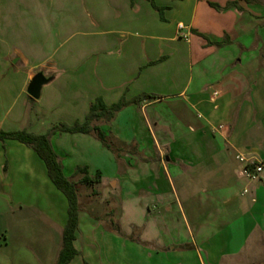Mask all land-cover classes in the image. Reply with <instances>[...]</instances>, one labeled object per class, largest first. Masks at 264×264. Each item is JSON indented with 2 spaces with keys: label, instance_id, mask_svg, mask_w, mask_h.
Returning a JSON list of instances; mask_svg holds the SVG:
<instances>
[{
  "label": "crops",
  "instance_id": "crops-1",
  "mask_svg": "<svg viewBox=\"0 0 264 264\" xmlns=\"http://www.w3.org/2000/svg\"><path fill=\"white\" fill-rule=\"evenodd\" d=\"M38 73L51 81L35 100ZM144 94L158 99L95 124L126 152L95 134L50 137L68 179L102 172L103 188L132 190L123 207L146 211L145 225L113 214L110 229L83 199L71 264H256L244 257L264 239V176L246 177L238 157L264 161V0H0V130L44 135L84 122L99 98ZM18 182L52 183L31 148L0 142V192ZM55 193L40 264L63 247L69 205Z\"/></svg>",
  "mask_w": 264,
  "mask_h": 264
},
{
  "label": "rangeland",
  "instance_id": "rangeland-1",
  "mask_svg": "<svg viewBox=\"0 0 264 264\" xmlns=\"http://www.w3.org/2000/svg\"><path fill=\"white\" fill-rule=\"evenodd\" d=\"M114 144L116 148H121L115 142ZM126 151L123 150L121 153ZM100 173L102 174V172ZM105 173H107L105 177L108 178L107 166ZM95 176V173L90 175L92 178ZM76 177L72 178L71 181L77 188L80 211L84 199L86 205L91 203L97 208L99 207L100 214L103 212L110 214L111 223H107L109 228L111 225L112 227L115 225V218L111 219V217H114L113 214H116V218L122 216V218H125V222L134 221L145 225L147 218H144V216L146 211L142 210L137 198L133 200L137 202L136 206H130V203L126 202L128 206L123 207L119 200L121 197L122 201H127L122 197L131 195L132 190L124 193L117 191L114 194V188L111 184L108 188H103L100 183L90 187L81 183ZM79 177L82 178L83 176L79 175ZM50 184V187L42 185L39 190H33L29 186H27L29 188H25L26 186L22 182H18L13 189L0 192V264H40L39 254L42 248V233L47 234L50 232L41 218H54L55 216L58 218V213L60 216L61 211L59 209L61 207L59 201L55 200V198L57 199L55 192L65 199L63 193L57 190L52 183ZM107 189L111 199H108ZM119 194H122V196L117 197ZM114 195L122 207L120 205H118L119 207L115 206ZM112 227L110 229H113ZM248 257H251L256 264H264V239L254 245L250 251V256L244 258L247 259Z\"/></svg>",
  "mask_w": 264,
  "mask_h": 264
},
{
  "label": "trees",
  "instance_id": "trees-1",
  "mask_svg": "<svg viewBox=\"0 0 264 264\" xmlns=\"http://www.w3.org/2000/svg\"><path fill=\"white\" fill-rule=\"evenodd\" d=\"M149 1L154 3V0ZM213 6L217 9H221L217 5ZM228 6H232V4ZM156 99H158V97L155 95L144 94L131 101L123 99L117 104L107 106L104 101L99 98L92 104L84 122H77L73 125L60 123L51 128L44 135H37L27 130L13 132L0 130V142L5 143L7 140L17 141L31 148L43 160L47 167L51 182L63 193L68 201V221L63 232V247L56 264H71L72 260L78 255L74 243L76 240V233L79 229L80 204L76 185L65 176L59 157L51 145L50 137L55 134H95L108 150L119 155L124 148H116L113 140L95 124L101 121H112L118 112L131 103H139L147 100L153 101ZM75 175L83 176L80 182L90 187L99 184L102 177L100 172H97L95 177H90L87 167H78Z\"/></svg>",
  "mask_w": 264,
  "mask_h": 264
},
{
  "label": "built area",
  "instance_id": "built-area-1",
  "mask_svg": "<svg viewBox=\"0 0 264 264\" xmlns=\"http://www.w3.org/2000/svg\"><path fill=\"white\" fill-rule=\"evenodd\" d=\"M187 27L184 24L178 25V30L181 37H187L186 33ZM239 161L244 165V175L250 179H259L264 176V161L261 162H251L247 158L240 156Z\"/></svg>",
  "mask_w": 264,
  "mask_h": 264
},
{
  "label": "water",
  "instance_id": "water-1",
  "mask_svg": "<svg viewBox=\"0 0 264 264\" xmlns=\"http://www.w3.org/2000/svg\"><path fill=\"white\" fill-rule=\"evenodd\" d=\"M50 81L51 79L46 78L43 73H38L33 77L28 86V95L35 100L40 99L43 86L47 85Z\"/></svg>",
  "mask_w": 264,
  "mask_h": 264
}]
</instances>
